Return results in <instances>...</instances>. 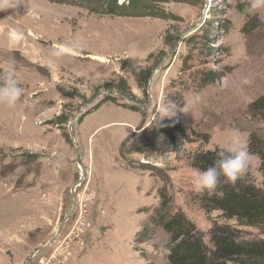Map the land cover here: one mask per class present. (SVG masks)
Segmentation results:
<instances>
[{"label":"rangeland","instance_id":"374dc122","mask_svg":"<svg viewBox=\"0 0 264 264\" xmlns=\"http://www.w3.org/2000/svg\"><path fill=\"white\" fill-rule=\"evenodd\" d=\"M75 1L0 10V70L14 65L23 88L15 107L0 104V264H169L164 229L140 234L161 191L208 242L218 213L200 206L191 156L264 138V112L251 110L264 10L118 0L112 14ZM259 165L251 155L263 187Z\"/></svg>","mask_w":264,"mask_h":264},{"label":"trees","instance_id":"16d2710c","mask_svg":"<svg viewBox=\"0 0 264 264\" xmlns=\"http://www.w3.org/2000/svg\"><path fill=\"white\" fill-rule=\"evenodd\" d=\"M48 1L78 4L75 0ZM86 1L102 4L112 14L120 7L118 0ZM132 4L135 9L140 2L134 0ZM251 110L254 114L264 112V94L252 101ZM171 132L169 129L167 133L170 135ZM220 149L196 151L190 158L191 165L199 171L212 166ZM247 149L259 159L264 185V138L252 132ZM250 171L249 167L248 172L234 185H222L219 196L198 194L200 206L207 214L218 213L209 228L208 242H205L194 222L169 200L167 192L162 191L159 206L140 234L154 232L158 227L164 229L170 238L169 264H264V186L256 184ZM249 228L258 229L261 236L252 234Z\"/></svg>","mask_w":264,"mask_h":264},{"label":"clouds","instance_id":"9594fccd","mask_svg":"<svg viewBox=\"0 0 264 264\" xmlns=\"http://www.w3.org/2000/svg\"><path fill=\"white\" fill-rule=\"evenodd\" d=\"M16 7L12 0H0V10ZM264 10V0H249L248 11L258 13ZM80 47L79 42L73 44ZM65 49H54L53 55L60 57ZM245 84L249 80L243 81ZM23 95L22 83L17 75L14 65L0 70V104L13 108ZM186 108V106H185ZM184 108V109H185ZM183 109V111H184ZM216 159L212 166L197 171L193 176V188L198 193H207L209 197L222 194V185H234L249 170L251 154L240 137L234 136L230 145L221 148L216 153ZM223 177V181L221 180Z\"/></svg>","mask_w":264,"mask_h":264},{"label":"water","instance_id":"95a60500","mask_svg":"<svg viewBox=\"0 0 264 264\" xmlns=\"http://www.w3.org/2000/svg\"><path fill=\"white\" fill-rule=\"evenodd\" d=\"M73 124H74V122L72 123V125H73ZM71 137H72V140L75 142L74 136L71 135ZM76 145H77V144H76ZM77 147H79V146L77 145ZM78 162H80V158H79ZM79 184H80V183H77V184H75V185L72 187V197H73L74 200H75V190H76L77 186H79ZM75 206H76V201H75V203H74V208H75ZM65 220H66V219H65ZM60 229H61V228H60ZM59 232H60V230H59Z\"/></svg>","mask_w":264,"mask_h":264},{"label":"built area","instance_id":"2783aa9c","mask_svg":"<svg viewBox=\"0 0 264 264\" xmlns=\"http://www.w3.org/2000/svg\"><path fill=\"white\" fill-rule=\"evenodd\" d=\"M40 264H45V260L42 259L41 262H40Z\"/></svg>","mask_w":264,"mask_h":264},{"label":"bare ground","instance_id":"6f19581e","mask_svg":"<svg viewBox=\"0 0 264 264\" xmlns=\"http://www.w3.org/2000/svg\"><path fill=\"white\" fill-rule=\"evenodd\" d=\"M15 18V17H14Z\"/></svg>","mask_w":264,"mask_h":264}]
</instances>
